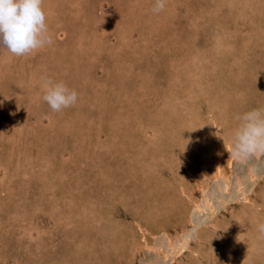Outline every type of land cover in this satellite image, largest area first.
<instances>
[{
	"label": "rangeland",
	"instance_id": "rangeland-1",
	"mask_svg": "<svg viewBox=\"0 0 264 264\" xmlns=\"http://www.w3.org/2000/svg\"><path fill=\"white\" fill-rule=\"evenodd\" d=\"M152 7L42 0L51 43L0 47V264H264V156L229 138L264 108V0Z\"/></svg>",
	"mask_w": 264,
	"mask_h": 264
},
{
	"label": "clouds",
	"instance_id": "clouds-1",
	"mask_svg": "<svg viewBox=\"0 0 264 264\" xmlns=\"http://www.w3.org/2000/svg\"><path fill=\"white\" fill-rule=\"evenodd\" d=\"M166 0H153V13L163 10ZM51 43L42 0H0V47L13 56L33 54ZM40 99L54 111L77 102V93L62 81L40 77ZM230 130L231 156L238 162L264 156V108L236 114ZM258 240L264 241V221L255 226ZM216 264H218L216 260Z\"/></svg>",
	"mask_w": 264,
	"mask_h": 264
},
{
	"label": "bare ground",
	"instance_id": "bare-ground-1",
	"mask_svg": "<svg viewBox=\"0 0 264 264\" xmlns=\"http://www.w3.org/2000/svg\"><path fill=\"white\" fill-rule=\"evenodd\" d=\"M119 24V23H118ZM121 25V24H120ZM217 49V48H216ZM205 70V69H204ZM170 76V75H169ZM109 142V141H108ZM214 166V165H213ZM212 166V167H213ZM214 167H216L215 169H216V171H214V172H216V173H214L215 174V176H217L218 175V171L220 170L219 168V164H216V166H214ZM217 169H219L218 171H217ZM225 189L226 188H228V183L227 182H225ZM239 187V186H238ZM211 200V199H210ZM211 203V205H210V207L212 208V201L210 202ZM208 204V203H207ZM195 207V206H194ZM198 209V208H197ZM13 219H14V217H13ZM96 220V219H95ZM191 225H193V224H191ZM187 230H189V229H187ZM142 239V238H141ZM168 241V240H167ZM184 242V241H183ZM183 242H181V244L183 243ZM169 243H171V242H169ZM144 244V243H143ZM179 246H181L180 244H179ZM186 246V245H185ZM151 247V246H150ZM159 247V246H158ZM179 248V247H178ZM177 248V250L176 251H178L179 249ZM158 249V248H157ZM167 249V248H166ZM180 249H181V247H180ZM184 249H185V247H184ZM163 250V249H162ZM151 251H153V250H151ZM170 251V250H169ZM182 252V251H181ZM157 253V252H156ZM162 253V252H161ZM179 253V252H178ZM174 255V254H173ZM178 255V254H177ZM167 257V256H166Z\"/></svg>",
	"mask_w": 264,
	"mask_h": 264
}]
</instances>
